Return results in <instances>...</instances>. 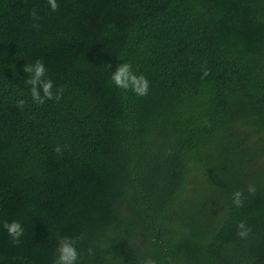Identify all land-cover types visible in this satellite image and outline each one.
Instances as JSON below:
<instances>
[{
    "label": "trees",
    "instance_id": "obj_1",
    "mask_svg": "<svg viewBox=\"0 0 264 264\" xmlns=\"http://www.w3.org/2000/svg\"><path fill=\"white\" fill-rule=\"evenodd\" d=\"M57 3L0 0V221L25 230L0 264H52L57 233L78 264H264V0ZM37 59L59 102H33Z\"/></svg>",
    "mask_w": 264,
    "mask_h": 264
},
{
    "label": "clouds",
    "instance_id": "obj_2",
    "mask_svg": "<svg viewBox=\"0 0 264 264\" xmlns=\"http://www.w3.org/2000/svg\"><path fill=\"white\" fill-rule=\"evenodd\" d=\"M50 5L51 11L56 12L59 10V4L57 0H47ZM31 17L35 21H39L40 17L35 9L31 12ZM33 28L39 29V23L32 25ZM108 67H111L109 65ZM24 73L27 74V79L24 81L26 85L30 87V95L32 100L36 104L43 105L48 100H55L59 102L62 98L63 89H57L55 92L54 82L47 77V69L44 62L40 59L35 60L33 63H27L23 68ZM209 71L205 70L202 75V79L209 75ZM112 83L120 89L125 91H131L136 96H147L150 89V83L147 77L143 74H137L133 71L131 63H122L116 67L114 72H111ZM25 105V100L20 99L17 101V107L22 109ZM57 154H60L63 149L58 145L55 149ZM247 191L249 194L254 195L256 188L253 185H249ZM244 193L243 191H235L232 194L233 206L236 208H242L244 206ZM0 226L7 231L13 245H19L21 238L24 236V227L19 221L3 220L0 221ZM251 232V228L247 227L245 222L241 221L237 225V236L240 239H246ZM57 248L55 250L52 264H78L80 253L77 248L79 241L84 239V235L81 234L78 237L60 235L57 233ZM89 254H92V249H89ZM137 264H157V262L148 257L142 262Z\"/></svg>",
    "mask_w": 264,
    "mask_h": 264
}]
</instances>
